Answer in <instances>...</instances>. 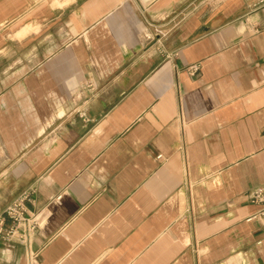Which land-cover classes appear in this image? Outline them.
<instances>
[{"label":"crops","instance_id":"obj_1","mask_svg":"<svg viewBox=\"0 0 264 264\" xmlns=\"http://www.w3.org/2000/svg\"><path fill=\"white\" fill-rule=\"evenodd\" d=\"M263 185L264 0H0V264H264Z\"/></svg>","mask_w":264,"mask_h":264},{"label":"built area","instance_id":"obj_2","mask_svg":"<svg viewBox=\"0 0 264 264\" xmlns=\"http://www.w3.org/2000/svg\"><path fill=\"white\" fill-rule=\"evenodd\" d=\"M195 66H190V71H196ZM160 158L161 155L156 156ZM29 188L22 191L12 202H10L0 213V239H17L21 243L28 244L31 232L36 229V222L26 213L25 202L29 199ZM251 204L257 206L255 212L250 214L246 221H264V185L255 188L250 196Z\"/></svg>","mask_w":264,"mask_h":264}]
</instances>
